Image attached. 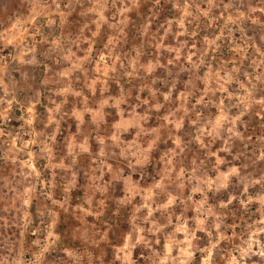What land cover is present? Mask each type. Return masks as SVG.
I'll return each instance as SVG.
<instances>
[{"label":"clouds","instance_id":"obj_1","mask_svg":"<svg viewBox=\"0 0 264 264\" xmlns=\"http://www.w3.org/2000/svg\"><path fill=\"white\" fill-rule=\"evenodd\" d=\"M20 2L27 16L0 31V158L14 169L0 211L15 213L0 215V264H264V50L248 36L264 43V0H164L176 14L164 23L161 0L147 18L150 0ZM89 5L74 31L69 16ZM57 208L82 228L58 233Z\"/></svg>","mask_w":264,"mask_h":264},{"label":"rangeland","instance_id":"obj_2","mask_svg":"<svg viewBox=\"0 0 264 264\" xmlns=\"http://www.w3.org/2000/svg\"><path fill=\"white\" fill-rule=\"evenodd\" d=\"M225 2H227V0H225ZM61 7L63 8L64 4H62ZM88 7H90V5L87 6V7L77 6V8L69 16V20L74 22V25H75V27L73 28L74 31L77 30L78 28L83 27V24L88 22V19H87ZM149 7H151V0H150L149 3H142V5H141L140 11H141V14L145 18H147V16L149 15V13H148ZM161 8H162V11H161V14L159 16V23H164L166 19H174V18H176V14L171 11V8H172V4L171 3L164 4V0H161ZM27 14H28V6L26 4H21L20 0H9L8 11L6 13H0V20L4 21L3 25H0V31H6L7 29H9L11 27V23L12 22H14L17 19L25 18L27 16ZM228 14H230V13H228ZM105 15H107V13H105ZM131 15H132V18H134V19L136 18V13L135 12H133ZM9 18H11V20ZM260 20L262 22H264V16L260 17ZM77 21H78V23H77ZM91 27H92V31H95V27L94 26H91ZM221 27H222V22H221ZM156 30H157V23L154 21V22H152L151 31L155 32ZM219 31H220V28H217L216 29V35H219ZM259 31H261V30L260 29L249 30L248 31V36L254 37L255 40H256L257 45L262 50H264V43H262L259 40V35H258ZM85 33H86V35L89 38H91V33L88 32L87 29L85 30ZM105 33H106V26L102 25L98 39L102 40L105 45H107L109 43V40H115L116 39L115 34L112 33L111 31H108L107 34H105ZM160 34L161 35L163 34V30L162 29L160 30ZM58 35H59V33H58ZM199 35L203 36V35H206V33H200ZM239 35H240V33L237 32L236 33V37L238 38ZM209 38H212V37H209ZM183 39L184 38L181 37V40H183ZM93 45H94L93 46V51H95L96 50V47H95L96 46V41H93ZM189 46L193 47L191 41H189ZM200 46H201V44L199 42H197L194 45L195 48H199ZM86 48H87V46L85 45V50H86ZM101 54H105V53L102 52ZM77 55H80V53H77ZM117 55H120V53H117ZM169 58H171V57H169ZM230 58L231 57H230V55H229V53L227 52L226 49L223 51L222 55H220V57H219V59H222L224 61H227ZM194 59H195V56H194ZM161 63H166V62L164 60H162ZM97 66H99V61L98 60H97ZM228 66L231 67V64H229ZM108 67H110V65H108ZM48 68L51 70V69H54L55 66L53 64L49 63L48 64ZM38 71H39L41 77H43V79L47 80V76L44 75L45 70L43 68H41ZM160 71L161 70L158 69L157 73L160 74ZM14 75H15L17 80H20V73L18 71L15 72ZM180 78L185 80V81L188 79V77L186 75H182ZM92 79L100 81L102 78L100 76H96V77H93ZM38 83H39V81H38ZM121 84H123V81H121ZM104 86H106L107 90L113 92L114 94L117 92L116 85L113 84L111 81H104ZM50 87H51V85H50ZM201 87H203V86L201 85ZM39 90L42 93V97H41L42 103L47 105L48 104L47 89L41 88ZM77 90H80V89H77ZM180 91L181 92L184 91L183 87L180 88ZM85 95L88 96L89 94L85 93ZM97 95H99V93H97ZM146 95H147V93H145V96ZM20 98L21 99L24 98V94L23 93H20ZM71 100H72V98L69 97V102L70 103H71ZM35 110L38 111V112H43L44 109L42 107H40V105H37V108ZM94 110H96V109H94ZM12 115H13L14 118L11 120L10 124L8 125V127L11 128V129H19L21 124L23 123V121H18L16 119V117H19V116L22 115V113L19 110V108L14 107ZM85 119H87V117H85ZM245 119H247V117ZM69 123L72 124V132L75 133V130H76L75 129V124L72 121H69ZM62 127H66V125H62ZM41 128H42V125H38L37 126V131H39ZM14 135H15V132H14ZM25 139L27 140L28 137H25ZM58 139H59V137H58ZM17 146H19V145H17ZM10 151L11 150L9 149V147L6 144H0V157H3L4 153L10 152ZM19 158H23V157H19ZM36 166H37V168H39L38 164ZM13 170L14 169L11 166L10 163L9 164H5V161L2 158H0V184L3 183L4 179H11V173L13 172ZM56 174L57 173L52 171V170H49L48 172L42 173V175H44L46 177V180H45L46 183H47L48 180H51L52 177L54 175H56ZM106 179H107V177H106ZM134 179H135V177H134ZM9 195H10V193H8L7 189H3V191L0 192V210H2L3 208L9 206V200H8ZM83 195H84V193L82 191H79V190L73 192V197H75V196H81L82 197ZM57 196H59L58 193H57ZM198 198L199 197H197V199ZM79 203H80V201H77L75 198L72 199V201L69 204V213L70 214L72 213L73 209L77 208ZM85 207H86V205H85ZM111 207H114V205H110V208ZM35 211H36V206H35V201H34L30 212L32 214H34ZM55 211L57 212V215H58L59 220H60L59 224L56 226V230H57L58 233H63L66 229H69L71 227H75L76 229L82 228V224H81V219L82 218H79V214L68 215V214H66L63 211V209H60V208L55 209ZM110 214H111V212L109 211L108 215H110ZM0 215L4 216L7 219H11V216L15 215V213L13 212V213L9 214V213H3L2 211H0ZM189 215L191 216V215H193V213L190 212ZM65 220H68L69 222L68 223H64ZM87 222H94V218L92 216H88L87 217ZM35 223H39V222L35 221ZM128 228H129L128 224L121 225V230L122 231L126 232L128 230ZM104 230L107 231V229H104ZM238 231H239V229H238ZM109 235L111 236V234H109ZM117 246H120V245H117ZM110 255H111V253H110V250H109V258H110ZM136 255H137V252L134 251L132 253V259L133 260L136 259ZM53 256H55V254H53ZM197 256H199V253L197 254ZM252 259L253 260H258L259 258L258 257H253ZM140 264H142V262H140ZM250 264H251V262H250Z\"/></svg>","mask_w":264,"mask_h":264}]
</instances>
